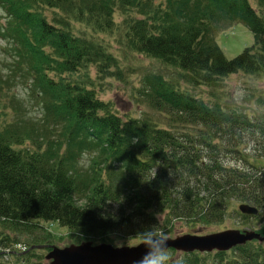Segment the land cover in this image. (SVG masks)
Masks as SVG:
<instances>
[{
    "label": "trees",
    "instance_id": "1",
    "mask_svg": "<svg viewBox=\"0 0 264 264\" xmlns=\"http://www.w3.org/2000/svg\"><path fill=\"white\" fill-rule=\"evenodd\" d=\"M115 1L33 0L25 6L0 0L6 19L0 22V39L6 44L12 39L14 67L39 80L31 67L24 69L30 63L19 40V31L27 28L24 17L19 22L20 13L30 22L35 17L52 48L46 53L54 58L44 82L38 83L41 117H30L13 104L14 115L8 118L5 112L0 120V220L17 230H35L39 220H56L72 231L96 234L139 231L156 224L157 215L160 221L161 215L216 221L234 200L257 206L256 216L263 214L264 162L248 160L249 168H240L227 160V153L241 155L249 143L264 152L263 119L175 88L144 92L166 123L148 114L122 117L82 77L90 59L85 42L36 10L44 3L77 15L96 14L109 23ZM117 3L136 7L140 15L127 34L133 49L176 65L192 83L264 70V0H256L257 7L250 0ZM238 22L250 29L254 41L227 57L215 38ZM84 152L90 154L85 166L79 165ZM169 264H264V239L227 250L180 251L177 257L170 255Z\"/></svg>",
    "mask_w": 264,
    "mask_h": 264
},
{
    "label": "rangeland",
    "instance_id": "2",
    "mask_svg": "<svg viewBox=\"0 0 264 264\" xmlns=\"http://www.w3.org/2000/svg\"><path fill=\"white\" fill-rule=\"evenodd\" d=\"M33 0H15L23 2L25 6L32 5ZM115 1L110 22L104 23L103 19H97L96 14L77 15L74 12H65L56 6L44 3L37 6L38 15L45 16L47 20L57 26L64 27L77 40L85 42L90 59L82 71V77L87 84H93L99 98L110 101L122 116L150 115L153 119L166 123L157 110H153L145 99L144 92L155 94V90L163 88L168 91L171 88L187 91L207 102L210 105H218L226 110H238L250 116H256L264 120V70L254 73L234 72L218 79L215 83H192L188 81L182 69L176 65L166 64L157 57L135 51L128 37L129 25L140 15L135 8H123ZM155 3V0H153ZM256 6V0H250ZM42 3V2H41ZM114 3V2H113ZM257 7V6H256ZM26 9V8H25ZM24 9V10H25ZM24 25L27 28L19 31L20 42L29 52L28 62L24 69L29 67L39 76V80H33L24 70L14 67V53L12 39L6 44L0 39V120L11 118L14 113L10 105L20 106L22 112H30V117L38 119L43 112L41 102L42 89L39 82L41 78L49 74L46 66L54 61L48 53L52 48L46 45L39 24L33 20L30 22L23 13ZM4 15L0 11V22H5ZM22 27V25H21ZM14 34V33H13ZM16 34V33H15ZM17 35V34H16ZM216 42L227 57H233L242 49L253 43L254 35L250 29L241 22L222 30L216 35ZM43 47L45 48L43 50ZM23 71V75H18ZM40 91V93H39ZM12 102V103H11ZM25 104V105H24ZM228 163L240 168H249L247 161L255 163L264 162V152L261 146L252 147L246 144L240 153H227ZM90 154L84 152L79 158V165L88 164ZM238 200L231 201L225 215L216 221L202 222L184 219H165L164 215L160 224L166 230L167 235L174 237L186 232L204 234L226 228L253 229L264 235V213L247 214L239 210ZM35 230H17L11 228L6 222L0 220V264H49L44 258L47 248H29L34 242L53 244L57 246L68 245L73 242L91 240L94 243L109 242L113 245L136 244L137 231L132 229L113 230L111 232L85 234L70 230L56 220H39ZM49 234V236H47ZM47 238H46V237ZM252 242H258L257 240ZM168 248L172 258L180 254L178 250ZM213 255V253H211Z\"/></svg>",
    "mask_w": 264,
    "mask_h": 264
},
{
    "label": "water",
    "instance_id": "3",
    "mask_svg": "<svg viewBox=\"0 0 264 264\" xmlns=\"http://www.w3.org/2000/svg\"><path fill=\"white\" fill-rule=\"evenodd\" d=\"M241 212L255 214V205L241 202L238 205ZM169 237V247L181 251L226 250L237 244L252 239L263 240L264 235L253 229L226 228L204 234L183 233ZM134 244L113 245L109 242L94 243L83 240L64 246L51 245L45 253L49 264H134L145 252L143 247H132ZM38 244L37 247H41Z\"/></svg>",
    "mask_w": 264,
    "mask_h": 264
},
{
    "label": "clouds",
    "instance_id": "4",
    "mask_svg": "<svg viewBox=\"0 0 264 264\" xmlns=\"http://www.w3.org/2000/svg\"><path fill=\"white\" fill-rule=\"evenodd\" d=\"M102 218L107 219L108 217L102 214ZM156 219L158 221L156 224L145 226L137 231L135 236L129 237L137 241L132 247H143L145 249L144 254L134 261V264H169V237L160 224L158 215ZM121 246L123 245L121 244Z\"/></svg>",
    "mask_w": 264,
    "mask_h": 264
}]
</instances>
